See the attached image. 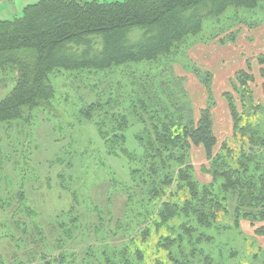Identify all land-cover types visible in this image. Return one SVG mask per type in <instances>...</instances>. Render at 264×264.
Segmentation results:
<instances>
[{"label":"trees","instance_id":"16d2710c","mask_svg":"<svg viewBox=\"0 0 264 264\" xmlns=\"http://www.w3.org/2000/svg\"><path fill=\"white\" fill-rule=\"evenodd\" d=\"M261 3L264 0H39L28 4L21 17L0 20V67L12 64L18 71L14 88L0 100V123L22 119L26 111L51 101L55 90L49 74L56 69L107 70L150 64L169 56L189 36L199 35L206 19L218 18L232 6L253 10ZM135 29L141 33L132 39L130 34ZM256 61L264 78V54ZM251 64L238 70L231 80L232 90L223 94L233 122V135L215 155L218 140L214 132V92L207 72L203 73V83L209 100L198 114L179 90L172 93L173 82L166 80L160 92L176 100L156 96V102L151 104L153 110L146 103L144 114L135 111V121L142 126L134 135L142 149L140 154L128 146L126 114H122L118 130L107 135L106 140L110 137L111 143L108 153L128 161L133 187L128 184L126 188L132 192L127 202L136 213L135 230L142 243H136L125 230L117 238L123 240L122 247H113L111 254L105 242L99 251L92 243L83 249L81 244L86 243L78 244L79 238L90 234L97 238L99 231L92 230L97 229L96 225H91V229L79 228L74 209L65 216L59 214L45 226L33 225L30 234L24 228L23 234L28 236L23 245L28 252L24 253L25 259L13 255V261L129 264V247L133 244L134 253L142 254L143 243L149 244L153 237V246L167 252L166 263L156 256L155 264H185L176 254V247L183 252L185 242L197 248L213 240L205 229H220V213H230L228 199L237 204L232 211L235 226H239L241 217L264 221V101L255 96L252 86L256 85V77ZM177 81L183 87V79ZM86 116H90L89 110ZM193 145L202 146L210 160V184L200 185L193 177L189 156ZM216 184L220 192L214 188ZM138 191L141 196L136 195ZM112 198L113 195H107V200ZM256 233L264 236V225ZM117 234L112 231L113 236ZM76 247L86 259L77 260ZM202 251L199 249L200 259L211 264Z\"/></svg>","mask_w":264,"mask_h":264},{"label":"rangeland","instance_id":"374dc122","mask_svg":"<svg viewBox=\"0 0 264 264\" xmlns=\"http://www.w3.org/2000/svg\"><path fill=\"white\" fill-rule=\"evenodd\" d=\"M38 1L0 0V20L21 17L26 5ZM140 33L135 29L130 37L136 39ZM261 54H264V3L253 10L232 6L222 16L206 19L199 35L189 36L169 56L150 64L107 70L62 68L51 72L49 79L55 90L51 101L26 111L22 119L0 123V264H16L13 255L26 258L28 251L23 242L28 235L23 234L24 228L30 234L33 225L45 226L59 214L65 216L74 209L79 228L91 229V225H96L97 229L92 230L99 231L97 238L93 234L79 238L78 244L86 243L81 244L83 249L92 243L95 251H99L105 242L111 254L113 247H122L123 240L117 238L126 232L132 234L136 243H142L136 235L138 224L133 218L136 213L127 202L132 192L126 188L128 184L133 187L128 161L108 153L111 143L110 137L106 140L107 135L118 130L116 126L126 114L128 146L140 154L142 149L134 135L142 126L135 121V111L144 114L146 103L153 110L151 104L156 102V96L176 100L160 92L166 80L173 82L172 93L179 90L198 114L209 100L203 83L207 72L214 92V132L218 140L215 155L233 135V122L223 94L232 90V78L238 70L246 69L249 62L256 77V85L252 86L255 96L264 101V78L256 61ZM17 72L12 64L0 67V100L14 88ZM178 79H183L180 82L183 87L177 84ZM88 110L90 116H86ZM189 156L194 179L200 185L210 184L213 176L204 148L193 145ZM214 188L221 191L218 184ZM109 194L113 195L112 200H107ZM136 195L141 196L139 191ZM228 200L230 213H220V229H205L213 240L197 248L185 242L183 252L176 247V254L185 264H204L199 249H204L201 254L209 257L211 264H264L261 263L264 236L256 233L264 221L241 217L239 226H235L232 211L237 204ZM112 231L118 234L113 236ZM154 239L150 237L149 244L143 243L142 254L134 253L132 244L127 251L129 264H155L156 256L166 263L167 252L154 247ZM76 248L77 260L86 259L84 252ZM117 252L122 254L121 249Z\"/></svg>","mask_w":264,"mask_h":264}]
</instances>
